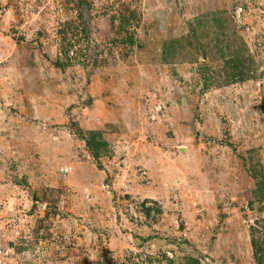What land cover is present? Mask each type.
Here are the masks:
<instances>
[{
    "label": "rangeland",
    "instance_id": "obj_1",
    "mask_svg": "<svg viewBox=\"0 0 264 264\" xmlns=\"http://www.w3.org/2000/svg\"><path fill=\"white\" fill-rule=\"evenodd\" d=\"M263 190L264 0H0V264H264Z\"/></svg>",
    "mask_w": 264,
    "mask_h": 264
},
{
    "label": "trees",
    "instance_id": "obj_2",
    "mask_svg": "<svg viewBox=\"0 0 264 264\" xmlns=\"http://www.w3.org/2000/svg\"><path fill=\"white\" fill-rule=\"evenodd\" d=\"M146 211H147L148 214H150L151 213V208H146Z\"/></svg>",
    "mask_w": 264,
    "mask_h": 264
}]
</instances>
